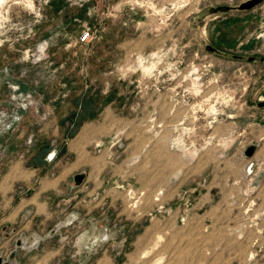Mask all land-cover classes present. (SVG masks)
<instances>
[{
  "label": "rangeland",
  "instance_id": "1",
  "mask_svg": "<svg viewBox=\"0 0 264 264\" xmlns=\"http://www.w3.org/2000/svg\"><path fill=\"white\" fill-rule=\"evenodd\" d=\"M245 1L0 0L3 263L264 264V1L207 12Z\"/></svg>",
  "mask_w": 264,
  "mask_h": 264
},
{
  "label": "crops",
  "instance_id": "2",
  "mask_svg": "<svg viewBox=\"0 0 264 264\" xmlns=\"http://www.w3.org/2000/svg\"><path fill=\"white\" fill-rule=\"evenodd\" d=\"M86 156L83 157V160L84 161H81L80 158L77 159V162L75 163L74 166H72V168L67 171V173L65 174L64 172L61 173L63 176L61 178H57L55 181H53L52 183H44V186L45 188H41L37 194H34L32 198V202H35L40 196L41 194L46 191V190H54L55 189V185H57V183H59L62 178H65L67 176H69L70 174L76 172L79 168H83L85 169L87 166V168L85 169V171L83 172L84 173V176L86 175H89V180H91V176L95 174V167L92 168L93 165H97L98 163L102 164L103 162V157L100 156L98 158H88ZM246 159H248V163L247 164H253L255 163V161L257 162L258 159L259 161L261 160H264V130L262 132V135H261V145L260 146H257V148L255 147V150H254V154L250 157H246ZM79 160V161H78ZM103 169H101L100 171V174L102 173ZM86 172V173H85ZM259 172H260V169H259ZM76 174H81L79 172H77ZM75 174H73L72 176L74 177ZM37 207L38 208H41V205H38L37 204ZM42 209H43V206H42Z\"/></svg>",
  "mask_w": 264,
  "mask_h": 264
},
{
  "label": "water",
  "instance_id": "3",
  "mask_svg": "<svg viewBox=\"0 0 264 264\" xmlns=\"http://www.w3.org/2000/svg\"><path fill=\"white\" fill-rule=\"evenodd\" d=\"M264 0H247L243 3H241L240 5L236 6V7H228V6H217L215 8H209L207 10V12L209 14H216V13H228V12H232V11H239V12H244V11H250L254 8H256L257 6L261 5L263 3ZM206 50L209 52H213V53H219V51L211 46H207ZM234 59H242V57L240 56H233ZM249 62L253 61L254 58H248L247 59ZM261 62H264V58L260 59ZM259 107H263L264 103L259 104ZM254 148L248 147L246 148V150L244 151V155L246 157H250L253 154ZM84 179V176L81 174L75 175L73 177V181L74 183L78 186L82 183ZM0 264H8V263H3L0 259Z\"/></svg>",
  "mask_w": 264,
  "mask_h": 264
},
{
  "label": "built area",
  "instance_id": "4",
  "mask_svg": "<svg viewBox=\"0 0 264 264\" xmlns=\"http://www.w3.org/2000/svg\"><path fill=\"white\" fill-rule=\"evenodd\" d=\"M88 39H89V32H85V33H83V34L80 36V41H81L82 43L88 41Z\"/></svg>",
  "mask_w": 264,
  "mask_h": 264
},
{
  "label": "trees",
  "instance_id": "5",
  "mask_svg": "<svg viewBox=\"0 0 264 264\" xmlns=\"http://www.w3.org/2000/svg\"><path fill=\"white\" fill-rule=\"evenodd\" d=\"M89 107H90V106H89ZM89 107L84 106V104H83V108H84V110H83V112H82L83 116L86 117L87 115L90 114V109H89ZM71 135H72V133H71Z\"/></svg>",
  "mask_w": 264,
  "mask_h": 264
}]
</instances>
